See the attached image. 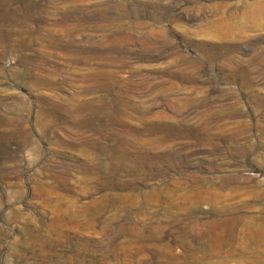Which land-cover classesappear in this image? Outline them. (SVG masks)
<instances>
[{"label":"rangeland","instance_id":"374dc122","mask_svg":"<svg viewBox=\"0 0 264 264\" xmlns=\"http://www.w3.org/2000/svg\"><path fill=\"white\" fill-rule=\"evenodd\" d=\"M0 264H264V0H0Z\"/></svg>","mask_w":264,"mask_h":264}]
</instances>
